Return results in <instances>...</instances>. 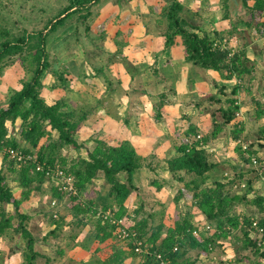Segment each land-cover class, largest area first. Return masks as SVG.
I'll list each match as a JSON object with an SVG mask.
<instances>
[{
    "label": "trees",
    "instance_id": "obj_1",
    "mask_svg": "<svg viewBox=\"0 0 264 264\" xmlns=\"http://www.w3.org/2000/svg\"><path fill=\"white\" fill-rule=\"evenodd\" d=\"M96 2L97 0H69V4L50 18L41 31L24 28L15 32L8 27L0 28V78L6 68L15 67L20 85V88L9 89L7 106L0 103V158L3 161L0 166V236L13 234L12 238L21 235L26 241V264H37L39 253L34 250V237L27 224L29 215L23 211L22 204L30 198L32 192L42 193L43 185L49 182L51 196L57 200V205L66 202L69 214L72 215L69 238L76 241L80 235L77 233L79 226L90 225L87 235L96 242L95 246L89 247L93 255L100 251L102 244L111 242L112 252L106 259L97 258L96 264H125L129 257L141 258L138 264H160L161 260L156 255L158 253L165 261H170V264H198L201 254H210L218 240L232 235L244 241L239 242V251L251 249L258 257L255 262L250 263V257L243 255L240 262L263 264L264 193L256 192L253 183L264 177V165L254 169L252 157L255 156L258 160V152L264 148V125L258 131V141L247 143L248 147L244 149L241 138L243 130L237 117L242 108L238 95L244 89V81L255 79L256 63L247 57L245 47L236 49L231 46L230 41L241 38L240 33L244 31L241 25L256 29L264 37V0H222L218 4V20L228 21L231 26L225 30L205 29L202 22H199V12H193L181 0H172L160 13V22L165 27L163 35L166 48L179 42L184 47L187 63L203 70L219 72L227 81H235L229 91L226 85L218 86L214 82L219 87L218 93L209 97L212 104L206 108L212 119L211 131L197 138L198 127L190 126L187 136L190 142L176 145V154L167 161V168L174 179L183 182V187L193 194L190 208H196L204 220L195 222L194 214L189 209L174 221L175 226L168 228L163 219L164 211H161L162 220L150 225L149 221L154 215L149 213L145 217L142 214V203L133 211L126 203L133 191L137 190L135 174L145 162L134 145L129 140L113 145L98 136L91 139L93 148L84 141L79 142V131L88 119L84 106L74 108L69 96L49 103L42 95V77L46 72L55 76V87L69 89L70 71L64 63H61L62 70L53 69V60L59 59L50 55L49 45L58 41L63 31L77 32L80 24L83 25L84 20L91 15V4ZM239 4L245 14L234 10ZM75 16V20L70 21ZM85 24L86 29L90 30L91 23L88 21ZM102 69L103 67H99L95 74L86 76H96ZM81 71H84L83 63ZM104 77L106 81L111 79L107 75ZM219 95H223L225 99L218 98ZM252 100L255 104L254 117H264V91L262 98L254 96ZM213 102L220 103V106L212 110ZM163 104L164 99L160 101L159 112ZM157 117H160V113ZM17 120H20V137L26 145L9 135L8 121L15 125ZM231 125L233 129L230 130ZM225 135L229 141L236 143L235 151L240 156L241 166L234 167V174L231 176L208 181L211 171L220 166L211 160L208 145L213 139ZM44 138L45 142L42 141ZM69 147H73L79 154L85 148L87 156L79 155L69 160V155L64 154V148ZM10 148L22 149L25 154L36 156L37 161H17L7 152ZM37 163L44 165L43 171L36 169ZM247 165H250L248 170L245 169ZM56 167L74 175L75 193L59 190L53 175H48L47 172L54 171ZM7 172L14 175V180L22 188L21 197L18 198L9 185ZM99 173L109 185L101 209L96 206L95 198H88L86 195L88 185L99 177ZM245 177L248 178L243 181L246 184L243 193H232L234 184L237 181L241 183ZM157 187L161 188V185L158 184ZM181 190L179 189L180 193L176 197V204L183 197ZM251 192L254 197L250 204L256 206L259 217L236 211L238 202L248 201V194ZM6 204L13 206L12 212H7L4 207ZM55 214L59 217L54 218ZM52 218L57 224H66L65 216L57 215L56 211L52 213ZM122 218L129 228L138 232L139 239L143 240V245L149 249L150 254L137 253L134 239L125 241L119 238L118 225L114 220ZM14 221L18 222L17 225H14ZM206 222L213 229L209 233L202 231L200 236H196L194 230ZM54 232L55 230L52 231ZM118 242H123V245H117ZM82 246H86L84 242ZM196 249L200 255L192 258L189 253Z\"/></svg>",
    "mask_w": 264,
    "mask_h": 264
},
{
    "label": "rangeland",
    "instance_id": "obj_2",
    "mask_svg": "<svg viewBox=\"0 0 264 264\" xmlns=\"http://www.w3.org/2000/svg\"><path fill=\"white\" fill-rule=\"evenodd\" d=\"M111 2L112 0H97L96 3L91 4V15L84 20L85 23L88 21L91 23L90 30L86 29L85 23H83V25L80 24V28L77 32L63 31L61 33V36H59L58 41H55L49 45L50 55L55 56L59 59V61H57V59L53 60V69L57 71L62 70L61 63L66 59L74 58L78 61L79 64H81V66L83 63L84 73H82V79H84L85 87H76V85L74 86L75 88H71L70 83L69 89H64L65 92L62 97L69 96V98H72L74 101H71L70 99L69 101L71 102L70 104L74 106V108L84 106L88 118L98 117L100 119L102 116L106 117L107 115H109L108 118L111 119V122L113 121V119H115L119 123H122V126L126 128L127 131L132 133L131 136L133 138L134 136L141 133L142 128L147 127V121L149 119H152L154 123L156 122V124L159 125L162 129V132L166 134L167 127L163 120L162 111L165 105L173 104V102L169 100L167 96H164L166 95V90H170L168 92H170L171 95L174 93V90L170 89V85L168 82L169 80H167L166 77H162V75L160 74L162 73L167 75L169 73V69H160L159 71V69H157L156 67L148 65V67L146 66L143 70H147L149 74L145 72L146 74H144L143 76V70L137 71L130 67L131 65H129V62H127L126 60L123 61V57L119 50L116 51V53L114 52L112 47L107 45V37L108 34H110L108 30H115V27L109 29V27H107V24L112 25L113 22L116 21L115 17L117 12L113 9L112 12H110L105 18L102 19L101 16L105 13L102 9L107 6L106 4H110ZM190 2L191 3H189L187 8L191 9L193 12H197L193 10L194 8H192L195 1L192 0ZM201 2L202 3L200 7L202 11H198L199 22H202V26L207 30L216 29L218 27V24L216 22V20L218 19V10L210 8L211 3L209 0H202ZM187 3L188 1L186 2V4ZM68 4L69 0H0V28L8 27L13 29L15 32H18L17 29L23 30L24 28L28 29L29 31L44 30L47 26L48 20L57 15V13H60L59 11H62L61 9ZM111 5L115 7V2H113ZM234 10L241 14H245L240 4L239 6H237V8H234ZM124 12L126 13L127 11ZM125 13H123V15H125ZM76 16L73 17V19L70 21H74ZM243 17L248 18L247 16ZM122 18L123 17L121 15V19H119L120 22L122 21ZM224 24V28H231L228 21H225ZM241 28L244 30L240 33L241 38L238 39L237 42L235 39L231 40L230 43L231 45L234 44L233 47L236 49L245 47L247 50V57L256 63L253 76L255 77V79L250 82L249 80L244 81V89L238 95L239 102H241V104L243 105L237 116L240 120L241 130H243L241 138L242 142L249 144L250 142L252 143L258 141V131L264 125V117H254L255 104L252 100L254 96H257L259 98L263 97L264 37L257 33L256 29H250L243 25H241ZM116 38L117 39L115 40L119 39V37ZM115 53L117 54L116 56ZM115 61H117L116 63L122 62L124 68L128 71V74L130 76L132 75V82H130L131 85L129 83H123L120 77L113 75V69L111 68V65L115 64ZM16 66L19 70H21V67H19L18 65ZM99 67H103V69L98 75H93V78L86 76V74H95ZM10 71H12L15 78L13 79L12 84L16 82L15 85H19L16 80V78L18 79V75L15 67L6 68L3 72V76H1L0 78V103L4 106H7V96L9 92H6L1 86L5 85L6 81L3 80H6V78L9 79L7 74ZM104 75H107L111 78V86L106 88V90L104 89L105 91L102 93V96L99 97L103 88L101 86L102 81L105 85H108L105 82ZM53 76L54 75L51 72H46L42 77V82L44 81L42 95L48 102L52 101V98L55 94V92L52 91V87H49L50 85L53 86ZM216 76V74H206L205 79L208 81V83L210 82L211 85H214V82H218V86L223 85L222 80L225 81L226 79L221 76L217 79V81H215V79L217 78ZM212 78L214 79L213 82H211ZM197 79L195 78V80L192 81L189 78V86L191 88V91L194 92L193 95H191L193 96V98L189 100V103H194L193 100L197 96L195 92V90H197L195 89V81H197ZM227 82L228 86L231 87L233 86V83L235 84L234 80ZM19 87L20 85L18 86V88ZM54 88L56 87L53 86V89ZM213 90L209 91L210 93L208 92V94H206L205 97L202 98V101H200L201 104L198 107L197 111L193 110V107L192 110H189L187 107H183L182 109H180V116L179 118H176V125L173 126L174 131H176L174 134L181 138L177 142H185L186 138H188L187 136L189 127H197V124L199 123H203L205 127V129L202 131V127L198 126L199 134L202 135V137L203 135L211 131L212 119L211 115L210 117L208 116L210 112L207 111L206 113L208 114H206V117H203L204 115L202 114V109H204L205 107L207 108L212 104L209 100V97L218 93V91L214 92ZM55 96H58V94ZM218 98H222V100L225 99L223 95H219ZM162 99H164V104L159 112L158 107ZM196 99H198V97H196ZM149 101L154 103V108L151 109V107L146 106ZM155 101L159 102L155 103ZM212 106L213 107L211 108L213 110L215 108H218L220 106V103L213 102ZM159 113L160 117H157ZM218 115L220 116L219 113ZM19 123L20 120H17L15 125H13L11 121H8L7 123L9 128V135L16 137V139L17 136L20 137L18 125ZM99 123L101 124L100 121ZM112 127L114 126H110V128ZM98 128L99 130H97L96 134H101V131H103L104 133L106 132V129L104 127L102 128L101 126H99ZM229 129H233V126H229ZM96 134H92L90 138H87L85 141L86 144L90 145L91 148H93L94 146L91 139L92 137H97L98 135ZM114 134L115 135L113 137L110 136V139H108L109 137L105 138L107 143L111 144L121 141L120 131H117V133L115 132ZM226 137L228 138V136ZM78 140L79 142H82V138L78 137ZM42 141L45 142L46 138H44ZM259 152L257 163L253 164L254 169H259L262 165H264V148L260 149ZM64 154L69 155V160L74 157H78L79 155L81 157L87 156L86 151L82 150L79 154L73 147L64 148ZM143 158L148 159L149 157ZM261 158L262 161H259ZM153 161L154 160H152L151 162ZM2 162L3 161L0 158V166ZM239 165L240 162L234 167H239ZM234 167L230 171V176L234 174ZM249 168L250 165L245 166L246 170H248ZM248 173L249 172H247V174ZM6 175L7 181L13 189V192L18 198L21 197L22 188L14 180V175L10 172H7ZM189 178L190 177H188V179ZM247 178L248 177L242 179L241 183H238L237 181L233 186L234 188L232 189V193L241 195L244 189H246V184L243 181ZM95 185H98V188H95ZM150 185L153 186V184H140L142 188L141 194L139 192L135 193L136 190L133 191V193L131 194L132 198L131 196V199L129 198L131 202H128L129 199L126 202L129 203L128 205L131 211H133L139 204L142 203L144 205L142 214L145 215V217L149 213H152L154 215V217L149 221L150 225L157 224L162 220L161 211H164L163 219L167 228L174 225V221L181 218V215H183L189 209L193 212L194 215H198V211L196 208H190V204H186V201L188 200V202H191L193 197L192 192L188 189L186 190V188H184L181 190L186 205L183 204V200H181V198L183 197H180L178 204H176V197L180 193L179 189L173 192L171 191V196L167 198L164 204H162L158 201L162 200V194H160L159 196L157 195L158 200H153V197L155 195L154 191L152 189H149ZM101 186H103L102 189ZM50 187L51 183L46 182L43 185L44 190L42 193L32 192L30 198L24 201L22 204L23 211L29 215L27 224L30 232L34 237V250L39 253L36 262L37 264H84L83 258L86 256V254H89V251H91L90 248L92 246H95L96 244L95 240L87 235L90 229V225L85 227L82 225L79 226V228L77 229V233L80 235L76 241L69 238V234L71 232L69 223L73 219L72 215L69 214L66 202H61L59 205H53L54 198L51 196ZM106 188L108 189L109 185L106 184L101 173H99V177L93 180V183L88 185V191L91 192L90 194L88 192V194L86 195L88 196V198L96 199V206L99 209H101L104 201L106 200ZM253 188H255L256 192L261 191V193H264L263 176L260 180H254ZM253 197L254 193L251 192L248 194V201H239L238 205H236V211L242 213L244 211V213L248 215H255L259 217L260 214L257 212L256 206L250 204V201ZM169 202L171 205L167 204ZM168 205H170V208H168ZM4 207L9 213L13 211V206L11 204H6L4 205ZM1 208L2 206L0 205V210ZM55 211L57 215L65 216L66 224H57L53 221L52 213L54 214ZM53 216L54 218L59 217L55 215ZM200 217L201 216H197L195 220L199 222ZM17 223V221H14V225H17ZM53 230H55L54 233H52ZM12 235L8 234L5 236H0V264H26L24 256L26 241L21 235H15V237L11 238ZM252 235H254V233H252ZM240 241L241 239L239 240L238 238L234 237V235L229 236L225 239L223 238L218 240L213 252L207 255L201 254V260L203 261V263L201 264H248L249 262H255L258 257L251 252V249L239 251L241 243L244 242L242 240L241 243H239ZM83 242L86 245L85 247L82 246ZM105 244H108V242H106ZM121 244L123 245V242L117 243V245ZM110 249L111 247L109 246L104 248L102 247L100 251L94 254L95 258L106 259L109 253H111ZM80 250L82 251V254ZM189 255H192V258H195L196 256H199L200 253L199 250L196 249L191 250ZM243 255L249 256L250 261L240 262L239 260H242Z\"/></svg>",
    "mask_w": 264,
    "mask_h": 264
},
{
    "label": "crops",
    "instance_id": "obj_3",
    "mask_svg": "<svg viewBox=\"0 0 264 264\" xmlns=\"http://www.w3.org/2000/svg\"><path fill=\"white\" fill-rule=\"evenodd\" d=\"M171 1L172 0H112L110 4H106L107 6H105V8L102 9L103 12L105 13L102 14L101 16L103 19L110 12H112L113 9L116 10L117 12L115 17L116 21H114L112 25L107 24V27H109V29L115 27V30L114 31L108 30L110 34H108L106 43L107 45L113 48L114 52L119 50L122 57L123 56L124 58L126 57L125 59L123 58V61L126 60L127 62H129V65H131L130 67H132L137 71L138 70L142 71L143 69H145L146 66L148 67V65L156 67L157 69H159V71L160 69L163 70L169 69V73L167 75L162 73L160 74L162 75V77H166V79L169 80L168 81L170 85L169 87L170 89L174 90V93L172 95L170 94V92H168L170 90H166V96L168 97L169 100L173 102V104L165 105L162 111L163 120L167 127V133L165 134L164 132H162L160 126L157 125L156 122L154 123L152 119H149L147 121V127L143 126L144 128H142L141 133L139 135L134 136L133 138L131 136L132 133L127 131V129L122 126V123H119L115 119H113V121L111 122V119L108 118L109 115H107L106 117L102 116L100 119L98 117L88 118L79 131V137L82 138L81 141L84 142L86 141L87 138H90L92 134L95 135L97 133V130H99L98 128L99 126H101L102 128L104 127L106 129L105 133L101 131V134H96L103 139L107 137H109L108 139H110V136L113 137L115 135L114 134L115 132L117 133V131H120L121 141L130 140L132 144H134V147L136 148L137 153L139 155H141L142 157L150 158V159L148 158L149 160L145 158L146 160L143 166L139 168L135 174L134 183L135 186L137 187L135 193L139 192L141 194L142 188L140 184H153V186L152 185L149 186V189H152L154 191L155 196L153 197V200H158L157 195L159 196L160 194H162L163 196L162 200H158L162 204H164L167 198L171 196V193L173 191L185 188L182 185L184 183L174 179V177L171 175V173L167 168V161L176 154V145L182 143V142L180 143L177 142L181 138L174 134L176 131H174L173 129V126L176 125V118H179L180 116V109H182L183 107H187L189 110H192L193 107L194 108L193 110L197 111L198 107L200 106L197 105V103H200V101H202V98H204L209 91H212L213 88H214L213 90L214 92L218 91V87H216L213 84L211 85L210 82L208 83V81L205 79L206 74H211V75L216 74L217 78L215 79V81H217V79L221 77V74L219 72L211 71V70H203L201 68L194 67L191 64L187 63L185 61L184 47L179 42L176 45L171 46L170 48H166L165 38L163 35L165 31V27L164 24L160 22L159 16L160 13L162 12V9L165 6H168V4L171 3ZM181 1L186 7H188L189 3H191L190 1L192 0H181ZM187 1L188 3L186 4ZM194 1H195L193 4L194 6L192 7L194 8L193 10L202 11L200 7L202 0H194ZM209 1L211 3L210 8L218 10V4L221 2V0H209ZM113 2H115V7L111 5ZM124 11L127 12L125 13ZM123 13H125V15H123ZM121 15L123 18L122 21L120 22L119 19H121ZM216 22L218 24L217 27L218 30L226 29L224 28L225 21L217 19ZM116 37H119V39L115 40L117 39ZM233 45L234 44H232L231 46L233 47ZM116 62L117 61H115V64L111 65V68L113 69V75L120 77L123 83L130 84V82H132V75L130 76L128 74V71L124 68L122 62L119 63ZM62 63H64L70 71L69 74L70 81L68 87L70 83H71V88H75L74 86L76 85H77L76 87L79 86L85 87L84 79H82V73L84 72L81 71V64H79L78 61L74 58L66 59L65 61L63 60ZM143 71H144L142 73L143 76L144 74H146L145 72L149 74L147 70L146 71L143 70ZM7 75L10 80L7 78L6 80H3L6 82L5 85L1 86L6 92L9 91V89L12 87L18 88L19 86V85H15L16 82L12 84L13 79H15L12 71H10ZM93 77L94 76L90 78ZM53 78H54L53 80L54 81L53 86H54L56 78L55 76H53ZM189 78L192 81H194L195 78L196 79L198 78L197 81H195L196 82L195 89H197L195 90V92L197 94L196 97H198V99H196L195 97L193 100L194 103L193 102L189 103V100L193 98V96L191 95H193L194 93L193 91H191V88L189 86ZM16 80L18 79L16 78ZM213 81L214 79L212 78L211 82ZM105 82L108 85H105L104 82L102 81L101 86L103 88L101 90V95L99 97L102 96V93L106 90V88L111 86V79L110 81L105 80ZM222 83L227 86V91H229L231 86H228L227 80L225 81L222 80ZM53 86L52 85L49 86L52 87V91L55 92L52 101L49 103H53L55 100L61 99L65 92L64 89H61V87H56L53 89ZM57 94L58 96H55ZM70 100L74 101L72 98H70ZM159 101H155V103ZM153 105L154 103L151 101H149L146 104V106L151 107V109L154 108ZM207 111L208 110H206V107L202 109L203 112L202 114L204 115L203 117H206V114H208L206 113ZM208 116L210 117V114H208ZM99 121L101 122V124L99 123ZM110 126H114V127L110 128ZM198 126L202 127L201 128L202 131L205 129L203 123L197 124V127ZM18 137L19 136H17V138ZM18 139L22 141L23 145H26V142L21 137H19ZM227 139L228 138L226 137V135L220 136L217 139H213L208 145L207 150L211 155V160L216 164H220V166L217 169H213L211 171L208 181H212L220 178L223 179L224 177L230 175L231 169L234 166L238 165V163L240 162L239 160L240 156L235 151L234 148L235 144L229 141V139L227 141ZM117 143H111V144L114 145ZM255 147L258 148L257 145H255ZM83 151H86V149L84 148ZM152 160L154 161L151 162ZM158 184L161 185V188L157 187ZM97 186L98 185H95V188H98ZM102 187L103 186H101V189ZM88 192L90 194L91 191ZM130 199L128 200V202H131ZM181 200H183V204H185L184 197L181 198ZM186 202H187L186 204L191 203L188 202V200ZM128 204L129 203H127V205ZM167 204H170V202ZM170 205H168V208H170L169 207ZM197 216H201L199 221L204 220L203 216L199 212ZM197 216L194 215L193 220L195 222H197V220H195ZM107 246L112 247L111 242L102 245L103 248ZM110 251L112 252V249H110ZM80 252L82 254L81 250ZM200 259H202V257ZM140 260L141 258L139 257L136 258L129 257L125 260V264H138ZM200 261L202 260H199L198 262L199 264L203 263V261L202 262ZM83 263L96 264V258L93 255L92 251H89V254H86V256L83 258Z\"/></svg>",
    "mask_w": 264,
    "mask_h": 264
},
{
    "label": "built area",
    "instance_id": "obj_4",
    "mask_svg": "<svg viewBox=\"0 0 264 264\" xmlns=\"http://www.w3.org/2000/svg\"><path fill=\"white\" fill-rule=\"evenodd\" d=\"M201 135L199 134L197 136V138H200ZM190 142V139L186 138L184 143H188ZM248 147V144L243 143V148L246 149ZM7 152L10 154V156L13 159H16L17 161H22L24 159H29L32 160L34 162L37 161L36 156L32 155V154H25L22 149H14V148H10L7 150ZM252 162L253 163H257V158L255 156L252 157ZM44 165L41 163H37V167L36 169L39 171H43L44 170ZM48 175H53V177L55 178L56 184L58 185L59 190L65 191V192H73L75 193L76 188L74 185V181H75V177L73 174H68L66 173V171L60 167H56L54 169V171H48L47 172ZM227 175V173H226ZM53 205H57V200L54 199L53 200ZM56 216V214H55ZM114 222L118 225V236L119 238H121L122 240L125 241H131L132 239H134V244H135V251L139 254H150V251L147 247H144V243L143 240L139 239L138 237V232L135 229L129 228L128 225L125 223L124 218L122 219H118V220H114ZM213 229V227L209 224V223H205L204 225H202L200 228L195 229L194 230V234L196 236H200V234L202 233V231H206V232H210ZM157 258L160 259V264H170V261H165L162 258L161 254H156Z\"/></svg>",
    "mask_w": 264,
    "mask_h": 264
}]
</instances>
